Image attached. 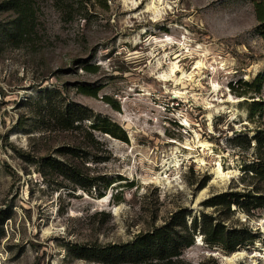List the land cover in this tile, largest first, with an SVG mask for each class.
<instances>
[{
	"label": "rangeland",
	"instance_id": "374dc122",
	"mask_svg": "<svg viewBox=\"0 0 264 264\" xmlns=\"http://www.w3.org/2000/svg\"><path fill=\"white\" fill-rule=\"evenodd\" d=\"M6 1L0 264H107L77 257L130 243L180 210L189 223L205 213L256 239L234 257L197 232L180 258L151 264H264V208L256 199L264 197V109L254 110L264 107V86L261 94L245 86L264 78L255 5L264 0H72L66 10L35 0L37 33L28 45L9 37L17 15ZM83 84L101 88L98 98L80 94ZM49 92L56 104L83 105L126 131L129 142L97 134L103 145L88 150L84 171L102 178L103 198L44 170L42 157L58 158L57 149L72 143L44 122ZM222 194H238L240 206H205Z\"/></svg>",
	"mask_w": 264,
	"mask_h": 264
},
{
	"label": "trees",
	"instance_id": "16d2710c",
	"mask_svg": "<svg viewBox=\"0 0 264 264\" xmlns=\"http://www.w3.org/2000/svg\"><path fill=\"white\" fill-rule=\"evenodd\" d=\"M55 1L62 10H66L71 6L69 2L72 0ZM255 5L259 22L264 24V1L257 2ZM4 6L17 15V19L9 30V37L18 44L32 43L38 26V9L35 0H7ZM245 86L249 87L250 91L255 90V93L261 94L264 78L259 76L254 84L245 83ZM100 91L101 88L93 85L83 84L78 87L80 94L91 98H98ZM52 93L56 92L48 93L41 115H43L48 128L58 135H64V137L68 135L72 143L57 149L58 158L42 157V166H44V170L51 171L58 179L61 178L64 182L72 184L75 190L81 189L88 193L95 191L99 198H103L105 193L98 189L102 178L89 177L84 171L85 163L88 162L90 154H92L88 150H94L103 145L98 140L97 134L110 136L123 142H129L128 135L117 123L108 118L95 116L90 109L83 105L66 102L56 104ZM247 94L248 92L242 93L239 97ZM103 100L115 111L121 110L119 103L111 98L105 97ZM254 106L255 112H261L264 109L259 103H255ZM106 161H108L107 158L98 160L99 163ZM42 174L46 176L45 171ZM114 183L113 180L106 182L105 191ZM256 199L260 202L259 206L264 208V197ZM233 205L240 206L238 194L217 195L205 203L206 207L223 208L230 212ZM189 215L186 210H180L174 213L164 225L147 233L139 234L130 243L108 245L95 252L94 250L81 249L77 258L107 264L172 262L180 258L185 250L194 246L197 232L204 236L207 244L220 246L229 254L237 252L256 239L252 231L239 228L229 229L218 219L205 213L200 219L193 217L189 223Z\"/></svg>",
	"mask_w": 264,
	"mask_h": 264
},
{
	"label": "bare ground",
	"instance_id": "6f19581e",
	"mask_svg": "<svg viewBox=\"0 0 264 264\" xmlns=\"http://www.w3.org/2000/svg\"><path fill=\"white\" fill-rule=\"evenodd\" d=\"M220 168V167H219ZM221 170V169H220ZM234 257H237V256H240V255H242V254H240V253H238V252H235V253H233L232 254Z\"/></svg>",
	"mask_w": 264,
	"mask_h": 264
}]
</instances>
